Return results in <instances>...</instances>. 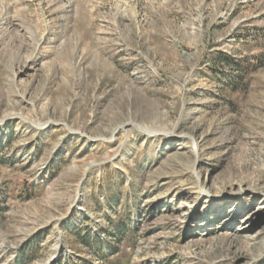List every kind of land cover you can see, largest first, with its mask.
I'll return each instance as SVG.
<instances>
[{
  "label": "rangeland",
  "instance_id": "obj_1",
  "mask_svg": "<svg viewBox=\"0 0 264 264\" xmlns=\"http://www.w3.org/2000/svg\"><path fill=\"white\" fill-rule=\"evenodd\" d=\"M0 264H264V0H0Z\"/></svg>",
  "mask_w": 264,
  "mask_h": 264
},
{
  "label": "water",
  "instance_id": "obj_2",
  "mask_svg": "<svg viewBox=\"0 0 264 264\" xmlns=\"http://www.w3.org/2000/svg\"><path fill=\"white\" fill-rule=\"evenodd\" d=\"M125 129V126L124 127H121V128H118L117 129V132L119 131V130H124Z\"/></svg>",
  "mask_w": 264,
  "mask_h": 264
},
{
  "label": "bare ground",
  "instance_id": "obj_3",
  "mask_svg": "<svg viewBox=\"0 0 264 264\" xmlns=\"http://www.w3.org/2000/svg\"><path fill=\"white\" fill-rule=\"evenodd\" d=\"M115 132V131H114ZM198 157V156H197Z\"/></svg>",
  "mask_w": 264,
  "mask_h": 264
}]
</instances>
